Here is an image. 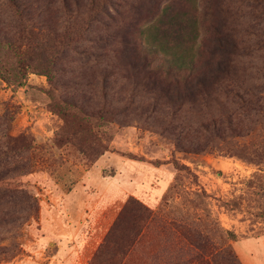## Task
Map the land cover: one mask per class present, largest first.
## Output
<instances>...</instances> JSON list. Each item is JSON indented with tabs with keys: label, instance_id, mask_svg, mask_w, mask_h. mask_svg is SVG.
<instances>
[{
	"label": "rangeland",
	"instance_id": "rangeland-1",
	"mask_svg": "<svg viewBox=\"0 0 264 264\" xmlns=\"http://www.w3.org/2000/svg\"><path fill=\"white\" fill-rule=\"evenodd\" d=\"M0 43V264H264V112L220 93L264 106V0H0Z\"/></svg>",
	"mask_w": 264,
	"mask_h": 264
},
{
	"label": "trees",
	"instance_id": "trees-1",
	"mask_svg": "<svg viewBox=\"0 0 264 264\" xmlns=\"http://www.w3.org/2000/svg\"><path fill=\"white\" fill-rule=\"evenodd\" d=\"M2 49H12L11 45L9 43H0V50ZM131 49L136 52V48L134 46L131 47ZM8 57L6 58L7 63L10 64V67L13 66V63H10V51L7 55ZM18 63H22V60L19 59ZM184 65L183 63H181ZM20 66V65H19ZM3 67H0V74L3 76H6L5 70H2ZM13 72L17 73V77L15 79H10L12 81L22 83L23 78L25 74L18 73L20 70L19 67H15V69H12ZM18 71V72H17ZM47 72V71H46ZM48 73V72H47ZM231 73V67L228 65V63H220V93L224 94V96L227 99H230L235 104L240 105L241 107L248 109L249 110H254L256 113L260 114L264 112V106L260 103V100L254 96H256L254 93H251L250 91L243 89L240 87L239 90H236L235 86L232 84V79L230 76ZM49 74V73H48ZM192 83H196L197 86H205L209 83L208 80L202 79V78H197L194 80ZM62 113H64V116H74L77 118L80 122L81 121H87L88 118H90L89 113H84V115H81L79 113H70L68 109H65ZM93 115H91L92 117ZM237 120V113L235 114V117L233 118L232 116H229V123L231 126H233L235 121ZM241 120V118H240ZM239 121V118H238ZM210 122H215L214 118L210 120ZM178 144L180 143V139L177 140ZM5 177H0V182L4 179ZM148 209L138 201L136 198H131L128 200L126 205L123 207L122 211L120 212L117 220L115 221L114 225L111 227L105 242H103L99 248V251L103 252L108 249L110 244H115L118 249L123 248L121 252L124 251V246L122 243L126 241V243H129L132 238L137 236L136 229L134 231V227L138 226V222L140 219H142V216L144 215V210ZM133 227V228H132ZM132 230V231H130ZM126 250V247H125ZM98 251V253H99Z\"/></svg>",
	"mask_w": 264,
	"mask_h": 264
},
{
	"label": "crops",
	"instance_id": "crops-1",
	"mask_svg": "<svg viewBox=\"0 0 264 264\" xmlns=\"http://www.w3.org/2000/svg\"><path fill=\"white\" fill-rule=\"evenodd\" d=\"M240 249L242 250V255L244 256L246 264H255L249 251L244 246H240ZM92 253L87 255L84 248L77 250L72 249L64 254V257H61V255L55 256L53 263L50 264H89Z\"/></svg>",
	"mask_w": 264,
	"mask_h": 264
}]
</instances>
